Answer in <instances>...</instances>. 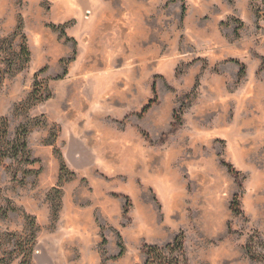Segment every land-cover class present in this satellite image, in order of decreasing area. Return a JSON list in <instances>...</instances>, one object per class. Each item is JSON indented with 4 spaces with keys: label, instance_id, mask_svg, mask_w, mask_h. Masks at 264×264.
Masks as SVG:
<instances>
[{
    "label": "rangeland",
    "instance_id": "rangeland-1",
    "mask_svg": "<svg viewBox=\"0 0 264 264\" xmlns=\"http://www.w3.org/2000/svg\"><path fill=\"white\" fill-rule=\"evenodd\" d=\"M263 14L0 0V118L10 141L27 128L36 161L0 166V264H145L181 233L185 264H264Z\"/></svg>",
    "mask_w": 264,
    "mask_h": 264
},
{
    "label": "trees",
    "instance_id": "trees-1",
    "mask_svg": "<svg viewBox=\"0 0 264 264\" xmlns=\"http://www.w3.org/2000/svg\"><path fill=\"white\" fill-rule=\"evenodd\" d=\"M65 26H57L53 27V29L59 30L61 35H65L64 32ZM23 31V26L19 25L12 36V39L15 36L20 35L23 44L21 46V55L25 56L26 58L29 56V50L28 46L26 44V39L25 36L22 33ZM3 44H9V47L11 48V41L9 39H3L0 40V45L3 46ZM24 66L19 68L17 72L22 71ZM244 75V70H240L238 73L239 77H243ZM150 105H147L144 109L143 112H145ZM27 136H28V130L26 127L21 126L17 129L16 134H15V139L13 141H10L8 139V123L5 119L0 118V166L5 160H17L19 158H24L25 163L27 164H33L36 163L35 160H31L28 150V145H27ZM27 155V156H24ZM61 171H66L64 167H62ZM30 173V172H29ZM70 175V174H68ZM63 178L61 177L58 182V188L54 189L52 191L53 195H56L58 197V200L56 203L52 206V211H53V216L57 217L59 209H60V198L59 195L61 193V187L63 185ZM0 196H1V188H0ZM233 212L235 214H239V208H238V198L235 197L233 201ZM31 219V218H28ZM30 229L32 230V242H34V237H35V224L33 220H30ZM120 252L118 254V257H121L123 255V246L120 245ZM174 255V256H172ZM145 256L146 262L145 264H185L186 263V257H185V252H184V236L183 234H179L174 241L167 245L164 248H158L155 246L151 247H146L145 251ZM25 264H28V262H25Z\"/></svg>",
    "mask_w": 264,
    "mask_h": 264
},
{
    "label": "water",
    "instance_id": "water-1",
    "mask_svg": "<svg viewBox=\"0 0 264 264\" xmlns=\"http://www.w3.org/2000/svg\"><path fill=\"white\" fill-rule=\"evenodd\" d=\"M263 17H264V14H263Z\"/></svg>",
    "mask_w": 264,
    "mask_h": 264
}]
</instances>
